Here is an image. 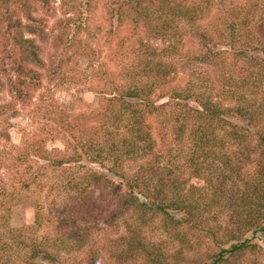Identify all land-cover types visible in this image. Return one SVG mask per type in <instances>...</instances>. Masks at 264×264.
I'll list each match as a JSON object with an SVG mask.
<instances>
[{"label":"trees","instance_id":"16d2710c","mask_svg":"<svg viewBox=\"0 0 264 264\" xmlns=\"http://www.w3.org/2000/svg\"><path fill=\"white\" fill-rule=\"evenodd\" d=\"M39 3L47 0L1 1V93L7 81L13 102L23 106L42 86V71L54 79L68 56L56 50L47 65L30 37L46 35L45 21L33 14ZM115 4L118 32L128 27L119 44L124 60L107 80L110 89L101 87L91 129L63 123L76 133L69 139L58 132L66 147L58 157L35 151L46 164L23 154L33 181L24 180V190L48 171L62 174L51 185L64 199L62 210L45 215L46 204L37 202L35 224L15 228L11 212L22 196L13 207L1 201L0 264H83L74 254L84 249L87 264H97L98 250L88 241L121 226L127 234L108 241L109 264H242L258 252L246 235L264 233V0ZM73 23L66 28L84 24ZM227 100L237 104L226 106ZM85 160L119 178L126 192ZM2 195L13 197L4 189ZM50 227L54 236L40 239Z\"/></svg>","mask_w":264,"mask_h":264},{"label":"rangeland","instance_id":"374dc122","mask_svg":"<svg viewBox=\"0 0 264 264\" xmlns=\"http://www.w3.org/2000/svg\"><path fill=\"white\" fill-rule=\"evenodd\" d=\"M115 3L116 0H47V3L34 5L33 14L36 18L45 21L46 35L30 37L40 47L45 63L49 65L50 55H54L57 51L67 50L68 56H64L62 63L64 68L54 79L48 76L46 69L42 71L44 73L42 86L35 91H30L31 100L27 106L13 102L7 81L1 93V49L3 44H1L0 29V218L1 201L4 205L13 207L16 205L13 202L18 201L16 200L18 199L17 193L22 196L23 200L22 204L12 208V227L33 226L37 202L46 204L45 215L57 216L60 213L59 210H62L64 199L60 198L59 193L51 186L63 179L62 174H58L57 178L48 171L39 178L38 184H33L31 190H24L22 186L24 180L33 181L29 179L30 174L26 175L25 173L28 162H23V154L28 150L33 160L46 164L42 159L35 158V151L45 156L58 157L64 153L66 148L65 143L61 140L62 136L59 135L66 134L71 139V135L76 133L66 132L62 126L63 123L66 127L69 123L76 127L81 125L86 132L91 129L93 125L91 121H94L95 114L101 106V87L110 89L106 85L107 80L120 69L124 60L123 57H120L119 44L120 38L127 36L128 27L127 23H124L118 32L117 18L113 16ZM80 17L84 22L82 26L73 27V31L66 28L67 23H71L73 20H75L73 24H76L78 18L81 21ZM90 62L93 63L92 66ZM2 80L5 82L4 78ZM178 80L180 86L184 87L185 82L180 80V76ZM218 97L219 95L216 93L214 99H218ZM167 101L164 99L159 104ZM236 104L237 102L232 100L224 102V105L229 107H234ZM189 105L193 108L196 107L193 102H190ZM1 108L8 109V113L1 115ZM230 120L241 127L250 129L248 121L244 119L233 117ZM80 122L81 124H78ZM262 125L264 127V121ZM220 135L222 136V134ZM252 144L259 145L256 140H253ZM83 164L105 173L106 176L115 180L119 190L126 192L124 184L119 178L109 174L99 165L89 164L87 160ZM78 172L80 173V171ZM192 184L197 187L205 185L204 180L199 178H193ZM3 189L13 194L10 200L5 197L3 199ZM94 192L100 197L102 190ZM23 193L30 196L31 200L25 199ZM18 202L21 203V201ZM55 206H57V210ZM109 221L112 223V219ZM55 231L53 227H50L39 232L38 237L42 239L46 236L49 239L50 235L54 236ZM125 234H127V230L123 226L120 229L116 227V230L113 231L111 227H107L106 231L99 233L98 236L95 234L91 238L92 240L88 241L98 250L97 264L111 262L107 250L108 241L118 239ZM245 238L251 239L254 244L258 245V252H256L257 255L246 254L242 258V264H264V255H262L264 233L254 235L249 232ZM89 255L90 253L84 249L81 253L74 254V257L81 260L83 264H87ZM199 255V252H191V256ZM66 259L71 261V257H66Z\"/></svg>","mask_w":264,"mask_h":264}]
</instances>
